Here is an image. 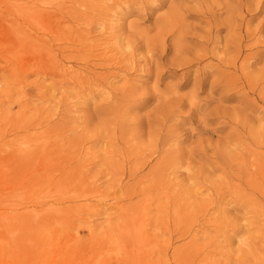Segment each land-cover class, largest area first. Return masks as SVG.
Masks as SVG:
<instances>
[{"label":"rangeland","instance_id":"obj_1","mask_svg":"<svg viewBox=\"0 0 264 264\" xmlns=\"http://www.w3.org/2000/svg\"><path fill=\"white\" fill-rule=\"evenodd\" d=\"M229 1L251 24L242 51L254 81L264 73V6L254 11L252 0H0L9 261L264 264V74L253 92L181 38L186 28L199 43L211 30L223 57ZM151 56L157 63L141 68ZM113 59L122 70L96 68L104 80L70 79V67L89 73Z\"/></svg>","mask_w":264,"mask_h":264},{"label":"bare ground","instance_id":"obj_2","mask_svg":"<svg viewBox=\"0 0 264 264\" xmlns=\"http://www.w3.org/2000/svg\"><path fill=\"white\" fill-rule=\"evenodd\" d=\"M108 3H110V0H107ZM215 2L219 3L220 0H215ZM252 5L255 7L254 8V11H261L260 9L262 8V6H264V0H252ZM253 6H249L247 7V10L248 8H251ZM227 12L224 13L225 17H226V23H225V28H227L229 31H230V35L229 37L227 38L226 40V44L223 46L224 47V50H225V53H224V56L221 57L219 55H216V52L220 49V46L218 45H222V39L219 38L218 36L214 39H210L211 38V35H213V31L209 30L205 33V36L202 38L200 37L199 39V43H197V38L192 34V37H188L186 38V34L189 33V31H185L186 28H183V32H181V35H184L181 36L182 38V41L183 42H186L185 44L188 45V46H191L193 45L196 49V53L194 54L195 56L199 57L201 56L200 54H197L198 53V50L199 52H203L204 54V58L208 57L211 53L214 54L213 56L217 58L219 64L217 65H211L212 67L213 66H217V69L219 71V73L222 75V76H226L228 78H231L233 77L229 71H231V69H234V70H237L240 74L233 78L235 79H238V80H244L245 82V86L247 88H249V90H252L253 92L256 90V87H257V80L256 78L258 79H261L262 75L264 74H260L259 76H255L254 77V81H250L249 77L247 74H245V72L247 71L248 69V62H249V59L251 58L252 55L250 54H246L244 56V52L242 51V48H243V43L246 42V38L247 36L245 37L244 34H249L251 32V24L248 22H245L244 18L242 17V19L240 20H237L233 17L231 11H234L236 9V7L234 6V4L229 1L227 2ZM106 8V6H105ZM107 8H110V7H107ZM121 13H119V11L117 12H114V15L111 19V27L113 26V24L117 25L121 22L120 18H121ZM217 20H218V17H214L211 25H213L214 23H217ZM171 22V19L168 21V24ZM171 24V23H170ZM105 27V26H103ZM112 29L109 28V29H106L104 28V31L105 32H109L111 31ZM187 32V33H186ZM216 33H219V31H217ZM202 40L204 42H206L208 44V46L210 45L211 47L209 48L208 46H205V45H202ZM116 43L118 42V40H115ZM128 41H130V39H128ZM217 42L218 45L214 44V42ZM210 43V44H209ZM213 44V45H212ZM256 44H259L258 42H256L254 45ZM202 45V46H201ZM108 49V48H106ZM183 49V48H182ZM182 49H179V53L182 51ZM102 55H107V52L105 53L104 51L102 52ZM153 56H151V58H145V66L142 65L141 68H145L146 66H148V62L152 60ZM203 58V59H204ZM242 59V60H241ZM117 60L116 59H113V60H108V61H105V63L103 64H99V65H92L94 68V70H91L89 68H86V71L89 72V73H85L84 71H78V69H73V67H70L69 68V75H70V79L72 80H77L79 78H82V81L83 79H85L86 75L85 74H89V75H92L93 77L95 78H99V79H105L106 75L105 73L103 74H100L98 72H96V68H103L105 69L106 67H111V68H115L117 69V71H121L122 68V63L123 62H116ZM153 61V60H152ZM112 62V64H111ZM154 64H156L157 62L156 61H153ZM182 63L184 65H188L190 62H186L185 60L182 61ZM239 63H240V66H239ZM124 64V63H123ZM210 65H208L207 67L210 68L211 67ZM127 68V67H125ZM156 70L158 71L157 73H159V67H155ZM142 70V69H141ZM152 68H149L148 71H151ZM116 72L112 73L113 75L115 74ZM125 74V73H124ZM126 79L129 78L128 75L125 74ZM197 85V84H196ZM198 85H202L201 82L198 83ZM177 87V86H175ZM79 89L81 91H85V87L84 85L82 84ZM173 93L174 94H177L178 93V88H175L173 90ZM262 97L264 98V94H262ZM195 130L194 131H191L189 135V139L192 140L195 138ZM88 202V201H86ZM90 210H93L95 208H91V206H89ZM7 241L12 244L14 243L15 241H17V239L15 237H11L9 239H7ZM17 243L14 244V246H16ZM13 246V245H12ZM7 258H9V251L7 248H4V247H0V264H21L17 261V255H15V261H9Z\"/></svg>","mask_w":264,"mask_h":264}]
</instances>
